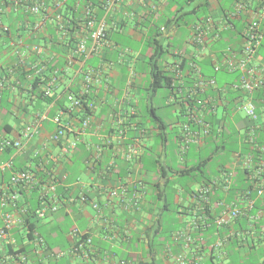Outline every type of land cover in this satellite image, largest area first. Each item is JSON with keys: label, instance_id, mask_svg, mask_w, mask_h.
Here are the masks:
<instances>
[{"label": "crops", "instance_id": "0c3cea01", "mask_svg": "<svg viewBox=\"0 0 264 264\" xmlns=\"http://www.w3.org/2000/svg\"><path fill=\"white\" fill-rule=\"evenodd\" d=\"M111 1L95 0V10L102 11L101 19L107 24L108 46L101 54L92 56L85 68L100 72L102 83L93 87L89 94L94 104L89 115L90 129L82 130L79 118L63 116L64 123L72 124L67 140L78 141L77 149L66 158L60 155L61 146L52 141L57 131L53 118L69 106L66 99L68 89H81V78L74 77L78 66H66L69 54L53 22L46 23L38 32L20 30L8 37L0 36V62L6 69L16 64L14 43L22 52H26L27 46L42 45L47 50L45 62L41 64L48 70L45 72L47 78H52L53 72L58 70V81L50 98L39 100L30 93L32 80L20 77L19 73L9 76V87L0 91V130L9 137L17 136L39 115L47 114L40 133L16 157L15 165L19 169L34 171L41 181L45 178L44 170L57 176L67 175V181L57 188L58 211L48 213L41 220L31 219L35 224L34 236L42 239L45 245L39 247L34 240L25 238L22 231L25 224L14 229L10 239L15 240V247L28 256L30 264H120L122 261L127 264H204L207 258L220 263L228 259L230 264L232 254L244 256L252 250H262L264 235H246L240 246L231 244L225 247L220 251V260H215L218 256L211 252L210 245L218 237V231L210 229L205 234L192 228L197 210L191 192L200 180L194 175L187 178L188 182L183 186L171 168L180 169L185 164L197 163L190 159V151L182 162H178L174 155L175 158L171 159L174 144L171 145L169 130L179 129L175 135L176 151L185 129L190 127L192 131H200V127L188 120L187 105L180 97L169 89L164 88L166 93L161 94L150 88L155 52L152 41L156 40L169 49L159 64L170 77L169 66L177 60L175 53L185 52L192 58L197 51L189 40L193 26L202 18L186 21L185 15L192 14L205 0L189 12L185 7L181 9L173 5L172 0H115L111 9L105 10ZM209 1L205 7L208 14L215 19L222 18L227 8L221 0ZM199 11L196 9V13ZM164 27L166 30L162 32ZM224 46L225 42L218 45L220 48ZM27 59L28 63L30 60ZM253 64L263 66V59L258 56ZM44 89L42 84L41 90ZM166 107L170 109L172 121L167 118ZM54 109L57 111L51 116ZM216 118H222L220 110L216 112ZM227 119L229 133L223 136L230 138L238 152H242L244 132L250 122L237 112ZM263 122L264 116H260L257 123L261 125ZM214 138L196 145L193 156L210 147ZM131 148L136 154H132L129 160L126 156ZM36 151L40 157L47 158L48 163L40 165L33 157ZM6 157V154H0L1 160ZM214 158L211 152L208 158L201 160L206 162L204 170L210 179L217 172V169L214 173L211 171ZM225 161L224 168L232 171L234 179L238 178L243 170V157L234 153ZM36 192L23 193L22 205L26 210H36L43 205L41 189ZM114 192L115 196L112 195ZM82 195L88 198L85 204L76 201ZM94 203L99 205L98 211L93 209ZM258 204L264 208L263 197L258 198ZM170 216L172 227L165 221ZM186 217L192 220L188 221ZM177 225L180 228H175ZM75 228L92 239L91 246L81 253L73 251L77 238L71 232ZM183 231L190 235L191 243L186 237L176 239L175 234ZM208 241L204 246L203 243ZM4 244L12 247L9 240ZM8 249L0 254L8 256ZM59 253L63 255L57 256ZM211 256H214L213 260ZM263 261L264 255L257 264ZM5 264L23 263L8 257Z\"/></svg>", "mask_w": 264, "mask_h": 264}, {"label": "built area", "instance_id": "2783aa9c", "mask_svg": "<svg viewBox=\"0 0 264 264\" xmlns=\"http://www.w3.org/2000/svg\"><path fill=\"white\" fill-rule=\"evenodd\" d=\"M14 5L19 9L22 6L27 12L36 17L37 20L33 25L36 31H41L45 24L53 22L60 36V40L67 48L69 58L67 67L77 65L78 69L74 72V77L81 78V89L78 96L68 97L69 112L73 114L80 109H83L88 103L85 96L89 95L91 89L102 83L101 74L92 68H85L87 61L92 56L101 54L102 50L108 46L107 40V24L104 19H99L95 12V7L91 2L87 5H82L85 0H77L76 8L82 7L81 20L83 30H78L70 19L71 16L65 17V5L67 0H13ZM163 1V0H157ZM115 0L107 4L105 10L111 9ZM238 21L239 26L235 27L234 22ZM28 26V25H27ZM72 28V29H71ZM6 30V29H4ZM165 27L161 28L165 32ZM231 32L230 37H224V33ZM233 41V42H231ZM225 46L220 48V43ZM189 43L196 48L193 53V61L185 52H177L175 56L177 60L169 70L172 72L171 86L175 96L180 97L184 104H189L187 117L191 123H195L200 127V131H192L190 127L186 128L179 144V154L183 156L192 145H203L204 138L216 134L218 138L229 133L227 130L228 124L216 125L213 127L206 121L208 114L216 115V104L223 107L226 106V118L232 114L241 111L246 120L250 122L244 132L252 142V136L260 127L257 123L259 112L264 110V95L258 94L264 92V67L253 64L258 57V50L264 44V0H232L231 8L223 14L222 18L215 19L212 16L201 19L193 26V34L190 37ZM233 43V44H231ZM15 47L14 54L16 56V64L6 69L4 64L0 62V91L9 87L11 75L17 74V68L25 67V69H34V75L27 76V79L33 80L38 76L40 81L45 86L43 95L50 97L53 92L58 78V70L54 71L52 78H47L43 75L45 66H41L45 62L47 50L40 44L27 46L26 52ZM22 47V44H21ZM26 53L29 56H35V63H27ZM206 56V57H204ZM209 59L211 69L216 73H226L234 75L231 83H227L220 89L217 86L216 80L207 79L202 75V69L199 66V60ZM185 61L186 64H185ZM190 82L186 85V82ZM212 90L215 96L208 95ZM228 91L233 92L231 103L224 95ZM207 94V96H206ZM205 95L204 98H202ZM213 106V107H212ZM89 110L94 109L92 102L88 103ZM262 110V111H263ZM64 114L61 113L53 118V122L57 126V131L52 137V141L56 145H60V155L64 158L69 157L71 152L78 147V141H68L66 136L72 131V125L63 122ZM47 120V114L39 115L36 120L23 129L17 136L9 137L0 130V154H6L4 160L0 159V242H6L12 245L15 255L2 256L0 254V264H5L8 257L18 256L15 240H11L10 236L14 229L24 225V217L26 209L22 206V195L25 191L39 187L41 189V202L43 205L36 210V217L44 219L49 212L58 211V201L60 198L57 194L59 185L67 181V175L57 176L52 171H45L44 182L37 177L34 171L28 169H16L15 159L22 154L33 138L37 136L44 121ZM228 121H226L227 123ZM82 130L90 129V117L87 115L81 122ZM132 154H136L133 148L130 149L126 158L131 159ZM33 157L38 159L40 165L48 163L47 158L40 157L39 152H34ZM240 157V155H239ZM251 157H243V168H250ZM262 171V169H258ZM223 182L225 189L232 181V174L224 173ZM260 187L258 195H264V177H260ZM216 180L212 185L200 188L193 194L194 200L197 203L196 219L192 228L201 231L210 228L212 224L218 230H228L236 219L240 216L247 215L246 209H241L235 204H227L224 201L213 202L211 196L214 188H219ZM113 196L116 195L114 192ZM82 202L86 200L84 196L80 199ZM45 202H49L50 206L46 207ZM208 209L206 210V207ZM249 210L254 208V203L249 201L246 205ZM97 208V205H94ZM206 211L209 212L206 213ZM264 215V211H259L255 218H252V224L248 228L252 236L257 233L264 235V226L260 232H256L254 221L259 220ZM212 222V224H211ZM234 232L227 233L223 238H218L215 244L211 246L214 252L222 250L227 245V241L234 236ZM177 240L181 238L187 239L189 243L193 240L185 231L175 234ZM244 235L242 237V241ZM42 240H40L41 242ZM203 241V239H201ZM91 245V239H85L73 248L74 252H84ZM59 253L57 256H62ZM21 263L30 264L24 256H18ZM120 264H127L121 262Z\"/></svg>", "mask_w": 264, "mask_h": 264}, {"label": "trees", "instance_id": "16d2710c", "mask_svg": "<svg viewBox=\"0 0 264 264\" xmlns=\"http://www.w3.org/2000/svg\"><path fill=\"white\" fill-rule=\"evenodd\" d=\"M48 1H50V0H48ZM193 1L194 0H172V4L177 5V6L181 7V9H183L184 4L189 5ZM76 2H77V0H67L66 1V5H65V9H64V11H65L64 16L68 17L70 15L71 16L70 19L72 20V24L78 30L81 31L84 29V26H82V20H81V12H82L83 8L82 7L76 8V4H77ZM88 2H91L93 4V6L96 7L95 0H85L82 5H87ZM209 2H210L209 0H205L204 4L198 6V8H196V9L200 10L202 6L208 7ZM230 8H231V5H230ZM196 9L192 12V14L196 13ZM229 9L227 8V10H229ZM95 12H96L97 17L99 19H101L102 15H103L102 11L98 9L97 11L95 10ZM186 15H188V13ZM208 16H210V15L207 14L203 18L208 17ZM35 22H36V18L34 16L30 15L23 6L21 9H19V7L17 8L14 5L13 0H0V27H1L0 36H3V34H4L8 37L12 33L13 34L17 33L20 30L29 31L30 33L38 32L33 28V25ZM239 25L240 24L238 21L234 22L235 27H238ZM4 29H6V30H4ZM223 35H224V37H230L231 32H226ZM231 42H233V41H231ZM231 44H233V43H231ZM152 46L154 47L155 52L152 56V61L154 63H152L153 71H152V83L150 85V88L153 92H156V91L163 89V88L169 89L172 91L173 87L171 86V79L164 71L161 70V65L159 64V62L162 60V58L165 56V54L169 52V49L167 47H164L161 44H159V42L156 40L152 41ZM258 56H260L263 59V67H264V44L259 48ZM28 59L30 60L29 61L30 63L36 62L35 56H29ZM192 61H193V58H192ZM186 62L187 61H185V64H186ZM199 66L202 69V75L207 79H213L214 78L216 80L217 86L220 89H224L226 87L225 85H227V83H231L232 82L231 79L234 78V75H229L232 77L228 81L221 79L219 76L221 74H226V73L216 74L212 69H209V67L211 68V64H210L209 59H206V60L199 62ZM35 71H34V69L28 70V69H25V67H21V66L20 67L18 66V68H17V74L19 73L20 77L23 76L25 79L29 75H34ZM46 71H48V70H44V72H43V75H45V77H47V75L45 74ZM189 83H190L189 81L186 82V85H188ZM41 85H42V82L40 81V78L38 76L34 77L32 80V83H31V90L29 92L34 94V96H36L39 100H42V99L44 100V99L50 98V97H45L43 95V91L41 90ZM68 90H69V92L66 95V99H68V97L72 96V95H74V97L75 96L77 97L79 92H80V90L76 91V90H73L71 88H69ZM262 94L264 95V92H261V94H258V97L259 96L262 97ZM208 95L215 96L216 94H214V92L212 90H210ZM232 95H233V92H231V91L230 92L228 91V93L224 95V97L227 100H229L228 104L231 103V98H232L231 96ZM206 96H207V94H206ZM204 97H205V95L202 98H204ZM85 98L87 99L88 103L91 102V100L89 99V95L85 96ZM88 103L85 104L83 109H80L77 112H74L73 114H71L69 112V107L67 106L66 108L63 109V113H64V115L68 116L70 119H78L79 118L82 122L84 120V118L87 115L89 116L90 113L92 112V110H89V108H88ZM215 106H216V111L220 110L222 118L215 120L216 115L208 114L206 116L207 117L206 121L209 122L213 127H216V125H218V124H221L222 126H224L223 124H226V121H228V119L226 118L227 117L226 116V114H227L226 113L227 112L226 106L223 107L220 104H216ZM188 107H190L189 104H187L186 116H187ZM260 108L263 110L262 106ZM56 109L51 111V116H53L54 113L57 111ZM262 110L258 113L259 117L261 115L264 116V110L263 111ZM227 123H229V122H227ZM214 136H215V138L212 139V141H214V143L211 145V146H213V152H212L213 156H216L218 154H222L224 152L227 153L226 159L228 157H230L231 155H233L234 153L239 154L242 157L250 156L252 159L250 168H243L241 173L237 176L238 178H235V179L233 178L234 176H233L232 171H229L226 168H224V166H226V164H227V161H225L226 163L218 164L219 167L217 168L216 175L214 174V177H212L211 179H210V177L206 176V172L204 170L206 162H204V161H199L197 164L192 165V166L185 164V166L180 168V169L177 167H174L171 169L178 178H181V177L191 178L194 175L199 178L200 183L196 182L197 187L195 190H193L191 192V197L193 198V200H194L193 194L195 191L199 190L200 188L210 186L216 180H219L218 181L219 184H217V186H219V188H216V189L214 188L212 196H211V200L213 202L224 201L227 204H235V205L239 206V208H241V209H246V212H247L246 217L240 216L238 219H236L234 221L233 225L228 230H223V229L218 230L214 226V224H212V222H211L212 225L210 226V228L201 230V232L205 233V234L210 229L211 230L214 229V230L218 231V237L216 238V240L213 243H211L212 245L215 244V242L217 241L218 238H223L224 235H226L227 233L234 232L235 233L234 236L232 238H230L229 241H227L228 243L225 247H227L231 244H233L234 247H236L237 245L240 246V243H242L241 239H242L243 235L244 236H246V235L252 236L249 233L250 230H248V228L252 224L251 223L253 220L252 218H255L259 211H261V210L264 211V208H261V206H259V204H258V198H262V197L264 198V195L263 196L258 195V190H259L260 183H261L260 177H262V176L264 177V122H263V124L260 125V127L255 131L254 135L252 136V142L250 140H248L249 137L246 138L247 136L244 135V138H243V148L244 149L242 152H238L237 146H235V144L230 142V140H229L230 138L226 139L225 135H224L225 137L222 136L220 138H218L216 134L205 137L203 144L206 143V140H208V138H210V137L213 138ZM180 138H182V136ZM216 138L220 139V140H217ZM179 144H180V141H179ZM194 146H196V145H194ZM191 148H189V150L183 156H181L179 154V147H178L176 149L177 161L178 162L184 161L185 158L188 156ZM16 169L20 170L17 167H16ZM258 169H262V171H258ZM40 173H38V174H40ZM224 173L228 174V175L232 174V181L226 189H225L224 184H221L223 182V178L225 177ZM41 182L43 183L44 180H42ZM38 190H39V187H37V188L35 187L34 189H32V192L35 193ZM82 196H79L76 201H79L80 203L85 204L88 201V198L86 196H84L86 198V200L84 202H82L80 200ZM249 201H252L254 203V208L251 210H249L248 207L246 206ZM41 203H43V202H41ZM45 204H46V207L50 206L49 202H45ZM94 205H97L96 209L94 208ZM92 207L96 211L99 210V205L96 203H94L92 205ZM194 208L197 210V203L195 200H194ZM207 209H208V206L206 207V210ZM36 210L34 208L27 209L25 217H24V224H25V227H28V228L25 229V227H24L22 229V231H24L25 238H27L29 240H34V242L36 243L37 246L42 247L43 245H45L44 241L42 239L34 236V232H35L34 231V225L35 224L31 222V219L37 218L36 214H35ZM49 213H51V212H49ZM206 213L209 214L208 211H206ZM254 223H255L254 227L256 229V232H260L261 227L264 226V215L259 220L254 221ZM71 234L77 238L76 242H75V246H77V244L84 241L85 239H88V238L91 239L88 235L82 234L76 228L71 232ZM257 235H258V233H257ZM209 236H211V235H209ZM40 240H42V241L40 242ZM204 241H205V239H203L202 242H204ZM208 243H209V241L206 242V244L205 243H203V244L205 246ZM91 244H92V239H91ZM212 245H210V250H211V252H213V254H216V253L221 251V250H219L218 252H214L213 249L211 248ZM7 248H9L8 249V253H9L8 256L15 255L13 247L10 246ZM208 248L209 247H207V249ZM17 253H18V256H24L26 258V260H29L28 256L24 252H21V250H17ZM18 256H14L12 258H15L16 260H20L18 258ZM213 258H214V256L213 257L211 256V260H213ZM122 262H125V261H122ZM262 264H264V261L262 262Z\"/></svg>", "mask_w": 264, "mask_h": 264}, {"label": "rangeland", "instance_id": "374dc122", "mask_svg": "<svg viewBox=\"0 0 264 264\" xmlns=\"http://www.w3.org/2000/svg\"><path fill=\"white\" fill-rule=\"evenodd\" d=\"M203 2V0H194L193 2H192V4H189V5H187V4H184V7L186 8V12H189V11H191L197 4H201ZM221 3L223 4V6L224 7H226V8H229L230 7V5H231V3H232V0H221ZM208 14V12L206 11V8L205 7H201V9H200V11L199 12H197V13H195V14H188V15H185V19H186V21H190V20H194L195 19V17H200V18H203L204 16H206ZM209 69H211L210 67H209ZM221 79H223V80H226V81H228L232 76H229V75H226V74H221L220 76H219ZM159 93H161V94H165L166 93V90L163 88V89H160L159 90ZM164 111H165V113H167V115H168V117L167 118H169V120H171L172 121V115H170V109L169 108H164ZM169 113V114H168ZM221 113V112H220ZM237 113H240L242 116H244V114L241 112V111H239V112H237ZM262 116V115H261ZM170 126H169V128H171L172 127V125H171V122H170V124H169ZM179 131V129H177L176 131L174 130V129H170L169 130V133H170V140H171V145L172 144H174V145H176V137H175V135H176V133ZM174 145H172L173 147H171V159L172 158H175V157H177V154L175 155V146ZM192 148L190 149V159L192 160V161H194V162H196V163H198L199 161H201V160H204V159H206V158H208L209 156H210V154H211V152H213V146H210V147H208V148H203V150H202V152H201V154L200 155H196V156H193V154H194V152L196 151V146H191ZM230 148V147H229ZM228 148V149H229ZM174 149V150H173ZM175 157H174V156ZM226 157H227V153L226 152H224V153H222V154H218V155H216L215 156V158H214V160L212 161V163L210 164V166H211V171H212V173H214L215 171H216V169L218 168V164H221V163H224L225 162V159H226ZM177 159V158H176ZM173 160V159H172ZM178 183L179 184H181V185H185V183H187L188 182V179L187 178H185V177H181V178H178ZM192 187V186H191ZM196 186H193L192 188H195ZM171 218H169V217H166L165 219V221L166 222H169L170 223V225H171V227H172V216H170ZM186 220H188V221H191L192 220V218H190V217H186ZM175 228H180L178 225L177 226H175ZM7 249V245L6 244H4V242H0V251H5ZM224 249V248H223ZM220 252H218L215 256L217 257L215 260H220ZM263 255H264V248L262 249V250H255V251H250V252H248L246 255H244V256H239V254H232L231 256H230V264H257V263H259V259H260V257L262 256L263 257ZM229 264V261H228V259H227V262L226 261H224V262H222V263H220V262H212V261H210L208 258L205 260V263L204 264Z\"/></svg>", "mask_w": 264, "mask_h": 264}]
</instances>
